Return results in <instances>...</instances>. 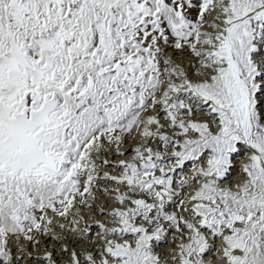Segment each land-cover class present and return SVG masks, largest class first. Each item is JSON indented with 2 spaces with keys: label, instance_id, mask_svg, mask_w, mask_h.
Instances as JSON below:
<instances>
[{
  "label": "snow or ice",
  "instance_id": "snow-or-ice-1",
  "mask_svg": "<svg viewBox=\"0 0 264 264\" xmlns=\"http://www.w3.org/2000/svg\"><path fill=\"white\" fill-rule=\"evenodd\" d=\"M0 264H264V0H0Z\"/></svg>",
  "mask_w": 264,
  "mask_h": 264
}]
</instances>
